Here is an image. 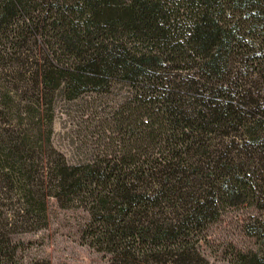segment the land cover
I'll return each instance as SVG.
<instances>
[{
  "label": "trees",
  "instance_id": "16d2710c",
  "mask_svg": "<svg viewBox=\"0 0 264 264\" xmlns=\"http://www.w3.org/2000/svg\"><path fill=\"white\" fill-rule=\"evenodd\" d=\"M83 96L105 106L72 161L55 102ZM51 198L108 264H208L212 223L264 209V0H0V264Z\"/></svg>",
  "mask_w": 264,
  "mask_h": 264
},
{
  "label": "rangeland",
  "instance_id": "374dc122",
  "mask_svg": "<svg viewBox=\"0 0 264 264\" xmlns=\"http://www.w3.org/2000/svg\"><path fill=\"white\" fill-rule=\"evenodd\" d=\"M98 103L88 96L74 101L57 97L52 141L54 148L65 154L67 159H79L94 146V121L90 118L100 117L102 113L99 110L105 106ZM88 219L83 209L61 208L55 199H49L47 225L15 237L24 243V248L17 254V263L108 264L107 255L80 241V233ZM262 223L264 209L248 206L229 209L210 225L207 237L199 242L198 249L208 264H231V258L238 252H264V236L253 235Z\"/></svg>",
  "mask_w": 264,
  "mask_h": 264
}]
</instances>
